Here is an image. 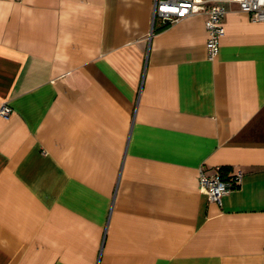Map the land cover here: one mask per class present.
<instances>
[{
	"label": "crops",
	"instance_id": "crops-1",
	"mask_svg": "<svg viewBox=\"0 0 264 264\" xmlns=\"http://www.w3.org/2000/svg\"><path fill=\"white\" fill-rule=\"evenodd\" d=\"M153 3L0 0V264H264V21Z\"/></svg>",
	"mask_w": 264,
	"mask_h": 264
},
{
	"label": "built area",
	"instance_id": "built-area-1",
	"mask_svg": "<svg viewBox=\"0 0 264 264\" xmlns=\"http://www.w3.org/2000/svg\"><path fill=\"white\" fill-rule=\"evenodd\" d=\"M235 1L240 10L247 13L251 20L264 21V0H154L152 23L155 19L164 25L176 22L183 17L204 14V25L207 32L206 48L209 57L216 55L219 38L224 33L222 19L228 11V3ZM10 107L6 103L0 105V115L7 116ZM242 180L241 170L233 171L224 178L219 170L212 176L200 171L198 182L208 199L220 204L222 196L237 187Z\"/></svg>",
	"mask_w": 264,
	"mask_h": 264
},
{
	"label": "rangeland",
	"instance_id": "rangeland-1",
	"mask_svg": "<svg viewBox=\"0 0 264 264\" xmlns=\"http://www.w3.org/2000/svg\"><path fill=\"white\" fill-rule=\"evenodd\" d=\"M157 21H159V19H157Z\"/></svg>",
	"mask_w": 264,
	"mask_h": 264
}]
</instances>
